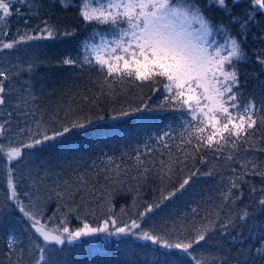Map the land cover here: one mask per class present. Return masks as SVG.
Wrapping results in <instances>:
<instances>
[{"label": "snow or ice", "instance_id": "obj_1", "mask_svg": "<svg viewBox=\"0 0 264 264\" xmlns=\"http://www.w3.org/2000/svg\"><path fill=\"white\" fill-rule=\"evenodd\" d=\"M239 2L232 0L234 5ZM59 3L65 8L69 6L68 0H59ZM208 3L230 13L228 0H208ZM42 7V0H0V54L34 41L56 39L60 30L49 18L40 16ZM250 7L251 11L231 19L232 24L239 25L241 38L238 39L228 33L224 25H213L202 7L193 0H82L79 8L82 20L108 27L94 29L82 45L79 56L68 55L55 64L79 70L87 66L89 70H95L99 76V93L90 97L87 92L91 89H87L76 94L83 105L93 107L103 98L125 94L129 87L141 91L152 87L155 92L159 90L156 86L163 85L166 95L158 107L180 112L182 116L178 137L170 131L150 137L167 150L161 151L160 156L167 155L168 159L160 158L158 164L146 158L155 151L146 142L143 153L137 150L132 166L116 163L114 158L107 157L99 164L90 165L87 173L73 170L70 178H62L63 170L53 173L46 168L43 175L41 169H29L26 175H15L17 165L23 162L26 154H30L24 150L45 145L74 130L85 129L93 123V118L82 110L80 103L73 108L71 102L66 110L58 106L54 114L47 115L46 110L35 103L39 97L34 94L30 79L20 82L19 87L12 83L23 72L31 74L40 63L47 61L46 57H35L26 66L13 64L7 68L0 64V159L5 162L6 201L12 202L28 221L29 232L27 249L21 246L18 236L9 235L5 253L8 264H59L60 248L57 246L100 234L107 237L131 235L158 246L153 250L157 257L155 264H185L179 256L170 257L171 252L190 257L194 264H229L230 249L225 252L220 239L225 236L232 245H242L248 238L256 241L255 247L249 245L247 250L238 249L235 264H255L249 255L253 251L255 257L264 260V230L257 222L248 226L251 217L248 206L235 213L229 209L222 216L226 205L235 206L243 199L242 186L251 183L248 177L264 180V159L256 155L264 153V135L258 134L264 126V103L257 108L254 101L243 100L238 67L249 59L243 40L247 38L256 14L264 12V0H250ZM14 15L23 24L17 28L14 38L5 40L11 28L10 18ZM33 18L40 22L33 26ZM218 32L227 35L223 43L213 38ZM74 34L67 29L63 32L65 37ZM4 60L7 56H0V61ZM256 61L264 66V51L256 54ZM75 99L73 96L72 100ZM146 108L147 104L131 111L121 107L119 117ZM14 116L17 118L15 129L12 127ZM98 119L104 117L98 116ZM12 132H15L14 137L9 135ZM208 154L214 161L222 160L231 175L222 190L221 205L203 218L207 222L198 223L194 218L190 225L181 222L179 227L174 225L164 232L155 228L144 230L141 222L145 217L160 209L164 201L185 191L193 177L198 174L212 176L218 172L216 164L204 173L195 168L197 159L201 164L209 162ZM189 161L193 162V170L188 169ZM177 170L188 171L177 188L162 195L158 203L146 204L138 218L129 217L130 222L119 219L127 212L122 207L117 215L115 200L131 190L125 187L129 180L137 182L138 191L139 185L152 176L171 180ZM21 179L27 182L30 190L24 192L29 199L28 205L20 199L18 186ZM251 192L255 193L256 188L252 187ZM260 192L259 197H249L250 204L255 205L258 201L257 215L264 214V188ZM53 201L55 211L47 215L48 205ZM7 207V204L0 207V229L11 227L15 232L5 213ZM133 207H136L135 200ZM192 211L198 215L197 209ZM89 215L96 223L87 220ZM71 218L79 220L80 227L70 228ZM246 227L248 237L243 235ZM236 228L240 231L233 234ZM33 233L42 243L34 238ZM197 246H200L199 254H196ZM159 249L164 251L159 252Z\"/></svg>", "mask_w": 264, "mask_h": 264}, {"label": "trees", "instance_id": "obj_2", "mask_svg": "<svg viewBox=\"0 0 264 264\" xmlns=\"http://www.w3.org/2000/svg\"><path fill=\"white\" fill-rule=\"evenodd\" d=\"M69 6L63 7L59 0H42L43 7L40 9L42 18H49L51 23H54L60 30L56 39L34 41V47L27 50V56L22 57L16 64L26 66L35 57H46L47 61L38 65L34 71L29 74L23 72L20 76L15 77L12 83H16L19 87L20 82L31 80L34 94L39 97L35 101L36 104L46 110L47 115H52L57 111L58 106H63L66 110L68 103H72V107L76 108L77 103L81 104L82 110L91 115L93 123L87 128L74 130L64 137H60L54 141H49L45 145L38 146L31 150H24L26 154L23 162L17 165L15 175H26L29 169L35 171L41 169L40 174L43 175V169L52 170L53 173L63 170L62 178H70L73 175V170L81 173H87L89 166L94 162L99 164L106 160L107 157L114 158L116 163L132 166L135 163L134 157L139 150L145 151V143L155 151L150 157H146L152 161L163 158L168 159L167 155L160 156V152L167 150L162 149V145H158L150 137H155L162 134L164 131H170L173 136L178 137L181 131V116L182 113L161 110L158 106L166 95L163 85L156 86L159 90L153 91L152 87H145L143 91L129 87L127 92L122 95H117L115 98H103L98 101L97 106L83 105L76 94H82L85 90L88 96H95L99 93L98 86L99 76L95 70H89L87 66L83 70L57 66L55 62L65 56L76 58L82 52V45L87 42L92 35L94 29H106L108 26H100L95 24L85 23L79 15V8L82 0H68ZM194 3L200 5L205 15L211 20L213 25H224L228 33L232 36L241 38L240 28L238 24H232L233 16H243L246 11H251L250 0H240L238 4H233L232 0H228L229 12H225L216 6H209L208 0H193ZM19 6V5H17ZM19 21V23H18ZM11 28L9 35L4 37L5 40H11L16 36L17 28L21 27L23 21L17 17L10 18ZM40 20L33 18L31 23L33 26L38 24ZM67 29L75 34L71 37L63 35ZM264 12H259L255 16V21L250 25L247 38L243 40V47L247 52L249 59L247 62L240 63V91L243 93V100L254 101L257 108H260L264 103V66L256 61V54L264 51ZM214 39L223 43L227 39L224 32L214 34ZM31 45V44H28ZM25 51V48H23ZM9 53L1 54V56ZM3 67H7L4 61H1ZM8 68V67H7ZM75 96V101L72 97ZM148 105L144 111L134 112L132 115L119 117V110L123 107L126 110L143 107ZM91 109V111H89ZM115 109V111H114ZM151 109V110H149ZM63 116V112H61ZM98 116H103L104 119H98ZM112 116H117V119H112ZM47 118V116H46ZM16 117L12 118L13 129L16 128ZM259 135H264V126L260 128ZM15 136V132L9 134ZM171 143V141H169ZM6 143V141H5ZM176 155L175 148L172 149ZM261 159H264V153H257ZM129 157H132L129 159ZM209 162L201 164L199 159L195 161V168L199 169L200 173L207 172L209 168L216 164L218 172L212 176L197 175L193 177V182L186 188L185 191L178 193L171 200L164 201L160 209L148 214L141 222V227L144 230L153 228L164 232L171 229L174 225L179 227L183 222L190 225L195 218L199 223L204 221L206 214L221 205V193L227 185V177L231 173L224 167V162L214 161L211 154H208ZM192 161L188 162V169H192ZM238 167V165H237ZM135 173H133L134 175ZM188 175V171L180 172L177 170L176 175L171 179L161 180L159 176H152L149 180L139 185L137 191V182L129 180L125 186L131 190L126 195L118 196L115 200L114 212L119 215L120 209L125 208L127 215L119 216L122 221H128L129 217L138 218V213L144 210L146 204L158 203L162 195L174 190L182 182L183 178ZM223 176V179H222ZM250 184H244L243 199L237 201L235 206L229 204L224 207L222 216L229 209L234 213L240 211L245 206H248L251 217L248 221L250 227L254 222L259 224L261 230H264V214L257 215L256 204L249 203V197H259L260 189L264 188V180L260 177H248ZM103 183V180H101ZM51 184V181H49ZM255 187L256 192H251V188ZM18 191L20 199L25 205L29 204V199L24 195V192L30 191L25 180L19 181ZM34 191V190H31ZM7 184L5 162L0 159V207L5 204L7 219L11 225L15 227V232L9 227L7 230L0 229V264H8L5 253L7 251V235L11 233L20 239L21 246L27 249L29 245L28 221L23 218L15 205L6 201ZM134 200L136 207H133ZM56 204L53 201L48 205L46 210L47 215H51L55 211ZM197 209L198 215L193 213L192 209ZM100 213L97 211V216ZM87 220L96 223L91 215L87 216ZM80 227V221L71 218L70 228ZM135 231L139 232L140 229ZM240 231L239 228L233 230V234ZM259 235V232L256 233ZM243 235L248 237L247 227L243 230ZM34 238L35 234L33 233ZM175 238V237H173ZM224 245V251L230 249V254L227 259L229 264H235L237 251L240 247L248 249L249 245L255 247L256 241L252 238L245 239L243 244L232 245L229 243V237H220ZM203 243V242H202ZM199 247L198 252L199 254ZM59 264H155L157 259L153 250L158 246L152 245L150 242L137 239L135 236H112L107 237L103 234L82 237L79 241L73 244H65L60 246ZM163 252L164 249H159ZM254 258L255 264H264V260L255 257L254 251L249 253ZM170 257L179 256L185 261V264H194L190 257L184 256L179 252L169 253ZM163 260V257H160ZM241 260L244 257H240Z\"/></svg>", "mask_w": 264, "mask_h": 264}, {"label": "rangeland", "instance_id": "obj_3", "mask_svg": "<svg viewBox=\"0 0 264 264\" xmlns=\"http://www.w3.org/2000/svg\"><path fill=\"white\" fill-rule=\"evenodd\" d=\"M31 45H20L18 46V48L12 52H8L9 57H7V60H4V62L7 64L8 68H11L13 64H16L17 61H19V59L22 57V55L27 56V50L31 49L34 47V44L31 42ZM23 48H25V51L23 50ZM1 56V54H0ZM1 64V61H0ZM9 235H12L11 233H8L7 237H9ZM38 242L42 243V241L39 240V238L37 237ZM60 247V246H57Z\"/></svg>", "mask_w": 264, "mask_h": 264}]
</instances>
